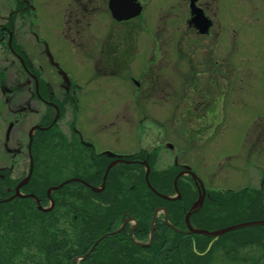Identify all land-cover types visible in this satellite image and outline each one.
<instances>
[{
	"label": "rangeland",
	"instance_id": "374dc122",
	"mask_svg": "<svg viewBox=\"0 0 264 264\" xmlns=\"http://www.w3.org/2000/svg\"><path fill=\"white\" fill-rule=\"evenodd\" d=\"M161 1L151 0L145 11L149 16L121 23L110 20L105 0H97L98 21L65 24L66 10L77 9L76 4L70 6V0H30L33 15L26 16L25 21L16 19V45L26 53L35 46L43 61L44 53H48L71 84L81 88V104L67 108L65 113L62 110L59 116L60 131H70L73 116L79 118L91 139L97 137L93 140L98 148L114 144L117 149L118 139L111 134L117 128L121 131V147L128 152L137 146L152 145L159 133L152 122L141 123L154 130L151 134L146 133L140 141L135 135L140 116H136L138 105L132 97H140L160 124L168 119L165 124L170 125V134L177 128L175 123L194 129L204 125L198 134L195 130L190 135L181 132L182 140L176 139L180 132L173 131L175 135L170 137L178 145L186 140L191 159L198 166L202 164V174L214 186L228 193L250 181L260 186L259 182L264 181V0H222L223 9L221 3L220 10L206 11L212 18L208 34H198L189 25L190 12L173 14L170 4L151 15ZM13 5L11 0H0V24ZM18 63L7 50L6 39L0 40V69L4 72L0 84V168L7 169L4 172L10 181L17 182L13 189L28 175L27 139L33 138L37 116L43 113L35 110L31 80ZM46 69L59 94L63 78L56 75L55 66ZM143 70L146 74L141 73ZM131 78L141 83L138 92H134L136 85ZM110 118L113 125L109 124ZM165 139L163 132L159 142L173 147L174 143ZM227 155L231 156L224 158ZM225 165L231 167L226 182L219 176ZM72 200L74 197L64 203ZM44 205L40 204L42 208ZM67 222L70 224L71 219ZM73 232L78 236L80 231ZM228 250L226 263L238 264L234 259L250 252L251 246ZM87 251L80 255L84 254L83 259L88 258ZM77 256L72 259L75 264L83 260Z\"/></svg>",
	"mask_w": 264,
	"mask_h": 264
},
{
	"label": "flooded vegetation",
	"instance_id": "af4514ba",
	"mask_svg": "<svg viewBox=\"0 0 264 264\" xmlns=\"http://www.w3.org/2000/svg\"><path fill=\"white\" fill-rule=\"evenodd\" d=\"M5 1L7 2L8 0ZM24 1H27V3H24ZM70 1V6L71 3H74L78 8L71 7L66 10L65 17L67 18L63 23L98 21L97 0ZM110 1L105 0L106 10H108L109 14H107L110 20H114L112 11L109 9ZM131 1L136 2L141 9L138 15L131 18L149 16V13L146 14L145 11L151 0ZM11 2L15 7L13 10L7 11L5 22L0 24V40L6 39L7 50H11L12 53L9 52L18 60L19 67L23 69L31 80L32 96L37 106L35 110H43V113L38 114L37 122L34 124L35 127L33 129L36 131L34 136L41 137L43 140L46 138L50 141H58L57 143L62 147L60 149L61 153L64 155L70 154L72 163L62 162L58 164L56 172H54L56 175L59 174L58 184L48 185L44 191L45 196L43 198L33 195L32 192L24 191L23 185L19 188V196L15 194L16 188L12 189L10 195L15 194L19 198H31L38 209L48 212L57 207L58 202L62 198H65L66 195L63 190L73 191L75 193L73 202L76 212L72 213L74 219L72 218L71 223H68L72 229L76 226V230L84 231L92 230V227H96V231L102 232L103 230V233L100 234L101 236L117 231L116 234L120 233V236L123 237L128 234L129 239L134 244L150 247L157 240L154 238L153 231L159 221V223H164L181 234L176 239L177 242L180 241L183 245H188L189 242L193 243V250L199 255L200 261L195 264L221 263V261L226 260L228 249H231V247L239 248V250L243 247L246 250L248 246H251L250 252L245 254L242 252L243 254L238 255L234 260L238 261V264H264L263 255L261 256L262 252L258 249L264 244V227H262L264 224L246 226L241 230L222 231V228L231 224L264 219V211L258 212L259 208L264 207V181L259 182L260 186L254 185L251 181L249 183L246 182L247 184L241 185L242 187H239L236 192L228 193L222 190L223 188L211 190L209 184H214L210 183L212 182L211 179L208 180L202 174V164L198 166L193 162L195 159H191L189 145H184L186 140L183 141V145H178L175 144L177 141L170 137L174 134L173 131L180 132V134L183 131L185 133L188 131L192 134V131L195 130L194 132L198 134L199 129H203L204 125L202 126L201 123L199 129H194L189 127L182 128V124L175 123L177 128L171 131L172 134H170L168 131L170 125L165 124L168 119L163 120V125L160 124V120L149 112L147 106L141 103L144 101L140 97H132L133 102L135 101L136 103L135 105H138L136 116H140L137 118V126L139 127L135 135L140 141L145 138L146 133L151 134V131H154L153 129L141 126L143 120L150 121L159 130H157L159 133L156 134L157 138H155V140L157 139L156 144L137 146L133 151L128 152L124 147H121V142H119L121 131L117 128L112 130L114 133H111L115 136V139H118L116 141L117 149L114 148V144H105L107 149L98 148V143L93 140L94 138L97 139V137L92 136L93 139H91L89 137L90 134H88L89 131H85L80 125L79 118L73 116L70 118V131L68 133L60 131L59 116L62 114V110L65 113L67 108L72 109V107L79 106L81 104L79 96H81L82 90L78 85L71 84L70 79L62 76L58 68H56V75L63 78L62 84H60L63 91L61 90L62 92L60 91L58 94L56 88L52 87L53 85L50 82L54 80L45 71L48 66H54L50 56L44 53L43 61L38 58L35 46H32L29 49V53H26L22 46L16 45V19L21 18L24 20V17L26 18V16L31 14V3L30 0H11ZM221 3L223 5L222 0H176V2L162 0L156 9L152 11L151 15L154 11L156 14L164 11V8L170 4L174 8L173 14L203 11L210 18L206 11L220 10ZM20 4L22 5L20 6ZM181 7H183L182 10ZM223 7L224 5L222 9ZM188 17L189 25L198 33L191 20V13H189ZM12 40L18 46L19 53H22L26 58V63L23 57H19V53L14 50V47H10ZM191 46H195V44ZM44 62L45 64H43ZM151 69L152 67L149 68V70ZM145 70L141 73H145ZM131 80L136 85L134 92H138L141 89V83L134 78H131ZM148 81L150 80L148 79ZM76 92H79V94H76ZM150 102L152 103V101ZM196 103V101H192V104L196 105ZM130 117L133 118V116ZM112 120V118L108 119L110 125H113ZM49 130L54 133L57 132V134L52 136L51 133H48L49 135L44 136L45 131ZM163 132L166 137L165 141L174 143L173 147L159 142ZM180 134L177 133L176 139L182 140L184 138ZM33 138L31 139L30 148L26 144L28 160L32 156V162L33 153L31 148ZM27 141L30 143L29 137ZM80 157L84 158V160H81ZM229 168H231L230 165L222 166L223 171L220 172L221 175L219 176L223 178L224 182L227 181L226 175ZM246 168L247 166L245 167V172H247ZM4 171H7V169L2 170V172ZM0 176L4 177L3 173L0 172ZM228 184L224 183V185ZM128 189L130 192L127 191ZM83 193H86V198H82ZM151 194H156L159 199L153 200ZM258 199L260 200L259 202ZM42 200L44 203H41ZM37 202L47 206L44 205V208H42ZM62 205L59 210V222L65 221L62 218L68 215L67 211H69L66 203L63 202ZM146 216H149L147 225L143 223ZM70 218L67 217V219ZM76 223L78 225H74ZM257 226L262 227V229L256 228ZM198 229L205 231H200V233L193 231ZM232 231L237 232V234L231 233ZM144 234L145 237H140V235ZM208 249L211 251L210 259ZM225 264L229 263L225 261Z\"/></svg>",
	"mask_w": 264,
	"mask_h": 264
},
{
	"label": "trees",
	"instance_id": "16d2710c",
	"mask_svg": "<svg viewBox=\"0 0 264 264\" xmlns=\"http://www.w3.org/2000/svg\"><path fill=\"white\" fill-rule=\"evenodd\" d=\"M12 47L19 53L14 40L11 41ZM9 51L11 52V50ZM19 56L23 57L26 63L24 55L19 53ZM3 75L4 72L0 69V84H3ZM48 133H51L52 136L57 134V132L49 130L45 131L43 135H49ZM57 142L34 136L31 148L34 152V168L28 182L23 184L24 191L32 192L33 195L43 198L48 185L58 184L59 178L56 176L59 174H54L56 167L62 162L71 164L72 157L70 154L61 153L62 147ZM82 159L84 160V158ZM4 169L0 168V171ZM3 175L4 177L0 176V264H71L74 256L81 255L90 249L93 242L103 233V230L102 232L97 230V232L96 227H92V230H81L78 236L74 235L73 229L76 226L72 229L67 222L69 220L67 217H71L72 220V213L76 212L74 200L66 203L67 210H69L67 211L68 215L65 216L64 222H59V210L63 206L62 203L75 197L73 191L63 190L66 196L58 202L57 207L51 211L43 212L36 207V203L32 202L31 198L10 195L15 181H10L6 172ZM258 195L261 196L260 193ZM151 197L153 200L159 199L156 194H151ZM82 198H86V193H83ZM41 203L44 201L42 200ZM263 211L264 207L259 208L258 212ZM148 217L146 216L143 221L146 225ZM262 227L257 226L256 228L262 229ZM153 232L154 238L157 240L150 247L134 244L128 234L124 237L120 236V233L104 234L87 256L88 258L77 264L198 263L199 255L193 250V243L189 242L188 245H183L182 242L176 241L181 235L178 231L176 232L158 221ZM231 233L237 234L234 231ZM145 234L140 237H145ZM235 249L240 251L239 248L235 247ZM258 249L262 252L261 256L263 255L264 259V244ZM208 251L210 259L211 251L210 249Z\"/></svg>",
	"mask_w": 264,
	"mask_h": 264
},
{
	"label": "water",
	"instance_id": "95a60500",
	"mask_svg": "<svg viewBox=\"0 0 264 264\" xmlns=\"http://www.w3.org/2000/svg\"><path fill=\"white\" fill-rule=\"evenodd\" d=\"M109 9L112 11V17L116 18V20H125L137 14L140 9L137 3H134L131 0H111L109 3ZM125 11H129L125 13ZM125 13V14H123ZM194 14L192 20L195 23L196 27L199 28L200 32H206L208 30V26L210 21L207 19L206 16L203 15L202 11L199 12H192ZM123 18V19H122ZM125 18V19H124ZM253 224H264V220L262 221H252V222H244L241 224L230 225L229 227L225 228L223 231H230L231 229H238L243 226H252ZM84 255H82L83 257Z\"/></svg>",
	"mask_w": 264,
	"mask_h": 264
}]
</instances>
